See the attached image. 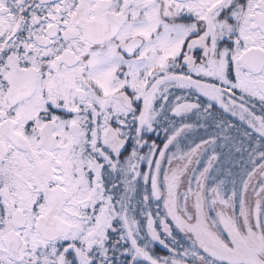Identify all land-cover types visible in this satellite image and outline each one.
Returning <instances> with one entry per match:
<instances>
[{
  "label": "snow or ice",
  "instance_id": "1",
  "mask_svg": "<svg viewBox=\"0 0 264 264\" xmlns=\"http://www.w3.org/2000/svg\"><path fill=\"white\" fill-rule=\"evenodd\" d=\"M0 264H264V0H0Z\"/></svg>",
  "mask_w": 264,
  "mask_h": 264
}]
</instances>
